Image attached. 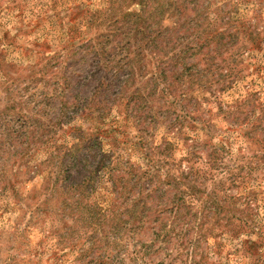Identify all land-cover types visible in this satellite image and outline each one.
I'll use <instances>...</instances> for the list:
<instances>
[{"label":"trees","instance_id":"16d2710c","mask_svg":"<svg viewBox=\"0 0 264 264\" xmlns=\"http://www.w3.org/2000/svg\"><path fill=\"white\" fill-rule=\"evenodd\" d=\"M129 2L139 10L122 16ZM208 5L200 0H110L107 10L114 19L106 22L90 13L85 22L88 29L110 22L119 26L109 33L100 30L95 44L81 46L88 71L74 75L69 118L87 111L96 132L71 136L74 143L60 165L68 160L74 171L61 183L70 200L81 198L83 191L93 190L99 171H108L107 186L114 195L111 236L119 240L122 230L149 232L148 241L139 242L140 264H152L150 257L160 253L166 259L157 264H222L211 262V256L220 255L230 240L250 235L264 240L251 199L252 178L264 170V96L251 90L229 104L220 101L238 72L234 45L239 32L230 33L231 19ZM220 18L223 31L207 39ZM49 71L40 69L44 76ZM217 112L229 124L222 133L212 124ZM31 113L40 112L33 108ZM25 124L20 128H29L30 122ZM159 126L164 131L157 140L152 131ZM121 128L136 132L144 165L118 150ZM230 131L241 142L236 153L223 135ZM102 135L112 138L109 152L102 150ZM253 248L251 242L243 252ZM107 264H113L112 257Z\"/></svg>","mask_w":264,"mask_h":264},{"label":"rangeland","instance_id":"374dc122","mask_svg":"<svg viewBox=\"0 0 264 264\" xmlns=\"http://www.w3.org/2000/svg\"><path fill=\"white\" fill-rule=\"evenodd\" d=\"M109 1L0 0V264H107L111 257L113 264H140L137 252L143 244L139 242L146 243L149 232L122 230L119 240L111 236L114 195L107 186L108 171L101 169L93 190L83 191L81 198L70 200L68 188L61 183L74 171L68 160L66 166L60 165L74 143L71 136L96 132L97 124L87 111L69 118V101L75 92L74 75L88 71L81 46L95 44L100 30L109 33L119 26L110 22L109 28L107 23L102 29L87 28L90 13V17H105L106 22L114 19L107 10ZM200 1L209 4L210 11L220 8L233 22L229 32H239L234 45V51H239L238 72L232 89L219 95L220 101L229 104L251 90L264 96V0ZM125 8L122 16L137 12L139 5L129 2ZM220 20L207 39L223 31L224 20ZM203 42L201 38L198 45ZM131 50L136 51L134 42ZM44 67L50 69L49 75L40 73ZM33 108L40 113L32 114ZM25 122H30L29 128H20L28 126ZM212 124L221 133L229 126L219 113ZM27 129L30 132L21 137ZM163 131L159 126L152 134L158 140ZM117 133L124 135H116L123 158L144 165L134 129L121 128ZM223 135L236 153L241 143L234 141L236 134ZM110 140L105 135L100 138L103 152L111 151ZM262 178L264 170L252 178L255 195L251 199L264 225ZM92 213L96 215L90 221ZM250 236L230 240L220 255L211 256V262L264 264V240L260 243ZM251 242L254 248L244 253ZM165 259L166 253L150 257L152 264ZM258 259L262 263H256Z\"/></svg>","mask_w":264,"mask_h":264}]
</instances>
